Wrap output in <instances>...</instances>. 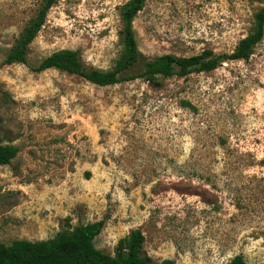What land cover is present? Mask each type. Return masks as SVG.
<instances>
[{
	"label": "rangeland",
	"instance_id": "374dc122",
	"mask_svg": "<svg viewBox=\"0 0 264 264\" xmlns=\"http://www.w3.org/2000/svg\"><path fill=\"white\" fill-rule=\"evenodd\" d=\"M44 0H0V243L37 242L105 220L95 246L113 255L132 230L153 264H264V38L248 61L211 73L100 87L33 68L74 50L109 71L128 0H56L29 47L4 65ZM264 0H146L134 20L146 60L231 54Z\"/></svg>",
	"mask_w": 264,
	"mask_h": 264
},
{
	"label": "trees",
	"instance_id": "16d2710c",
	"mask_svg": "<svg viewBox=\"0 0 264 264\" xmlns=\"http://www.w3.org/2000/svg\"><path fill=\"white\" fill-rule=\"evenodd\" d=\"M251 1V0H247ZM56 0H44L36 17L31 19L15 41L4 65H27L29 47L46 23L48 13ZM146 0H128L121 10L122 49L113 68L103 71L87 66L80 53L74 50H60L45 58L35 72L58 70L76 75L94 85L107 87L126 81L143 79L153 87H162V80L174 76L186 77L193 72L211 73L222 64L232 61H248L256 46L264 38V7L254 15L251 32L242 39L231 53L216 54L205 50L192 57L163 55L146 60L138 49L134 20L143 11ZM1 124V118H0ZM19 148L0 144V167L11 165L18 156ZM72 219H66L67 229L48 240L31 242L19 240L11 245L0 243V264H153L145 251L146 238L141 229L132 230L119 240L114 254H106L95 246V240L102 233L105 220L72 226ZM161 264H177L173 259ZM229 264H246L242 255L234 257Z\"/></svg>",
	"mask_w": 264,
	"mask_h": 264
}]
</instances>
